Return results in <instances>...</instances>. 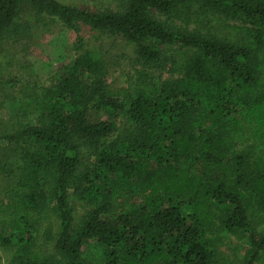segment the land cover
<instances>
[{
	"label": "trees",
	"instance_id": "1",
	"mask_svg": "<svg viewBox=\"0 0 264 264\" xmlns=\"http://www.w3.org/2000/svg\"><path fill=\"white\" fill-rule=\"evenodd\" d=\"M114 1L0 0V84L33 23L76 53L9 97L0 264H264V0ZM102 37L132 45L123 86Z\"/></svg>",
	"mask_w": 264,
	"mask_h": 264
},
{
	"label": "rangeland",
	"instance_id": "2",
	"mask_svg": "<svg viewBox=\"0 0 264 264\" xmlns=\"http://www.w3.org/2000/svg\"><path fill=\"white\" fill-rule=\"evenodd\" d=\"M67 5L81 8H116L114 0H58ZM32 19V18H31ZM46 25L35 24L29 36L9 40L3 43L2 50L8 54L10 63L0 84V124L8 115L9 97L21 94L28 82L47 84L48 78L62 65L71 63L75 58L72 47L75 42L74 32L60 21L46 18ZM89 46L97 43L96 33L86 26L80 32ZM101 45L111 58L108 79L113 87L123 86L133 77L132 45L124 46L118 40L102 37ZM8 80V81H7ZM1 146V145H0ZM4 181L0 175V190ZM238 243V242H237ZM240 244L238 243V246ZM233 254L232 245L228 246Z\"/></svg>",
	"mask_w": 264,
	"mask_h": 264
}]
</instances>
